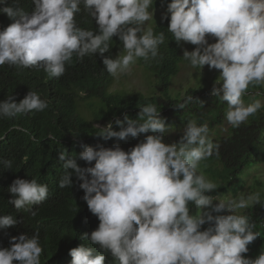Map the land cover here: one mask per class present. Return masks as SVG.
Masks as SVG:
<instances>
[{
  "label": "clouds",
  "instance_id": "clouds-1",
  "mask_svg": "<svg viewBox=\"0 0 264 264\" xmlns=\"http://www.w3.org/2000/svg\"><path fill=\"white\" fill-rule=\"evenodd\" d=\"M33 3L34 10L28 12L0 0L5 5L0 12L13 20L0 30V66L42 68L50 78H59L74 55L83 59L99 53L106 71L119 77L138 58L155 60L165 41L163 32L145 29V22L153 19L150 9L155 0ZM81 5L98 26L96 31L77 26L75 15L81 12ZM169 14L168 31L175 41L195 45L192 51L184 49L183 59L193 68L207 65L221 70L219 86L214 84L210 94L227 103L226 121L238 128L264 107L259 100L246 104L243 99L250 85H264V0H171L162 20ZM114 36L123 43L126 54L106 57ZM209 37L216 42L209 43ZM192 100L188 96L185 102ZM47 107L48 101L29 91L18 103L12 96L0 102V118L12 119ZM117 123L119 131H112L109 123L97 135L105 140H126L152 134L129 151L119 145L85 146L80 159L88 165L95 162L94 166L81 167L67 152L59 155L65 169L59 187L71 188L75 174L82 181V199L100 222L83 225L65 264H264V251L255 259L242 255L260 233L253 230L255 224L244 212L238 214V210L261 204L260 193L238 200L208 195L218 186L197 171L200 165L210 177L204 160L219 155V144L209 137L207 123L188 121L179 142L173 144L163 142L168 128L155 104L140 106L138 119L126 116ZM3 164L12 168L11 160ZM8 191L17 218L0 216V228L16 233L11 247L0 241V264H41L43 245L38 231L49 224V188L35 178H17ZM190 204L200 214H191ZM205 224L209 226L201 230Z\"/></svg>",
  "mask_w": 264,
  "mask_h": 264
},
{
  "label": "trees",
  "instance_id": "trees-1",
  "mask_svg": "<svg viewBox=\"0 0 264 264\" xmlns=\"http://www.w3.org/2000/svg\"><path fill=\"white\" fill-rule=\"evenodd\" d=\"M7 4L18 5L28 12L35 8L33 0H7ZM4 6L0 4V8ZM80 7L81 12L75 15L77 26L96 31L98 26L95 21L83 10V5ZM169 20L170 14L168 19L161 18L151 27L154 34H165L158 57L151 62L137 59V64L154 79L151 91L147 94L136 92L127 95L121 91H109L112 76L104 68L103 57L99 53L83 59L74 55L72 62L66 64L65 73L59 78H50L42 68L18 70L7 64L0 66V102L12 96L18 103L29 91H36L42 99L48 101L44 111L18 115L12 119L0 118V216L11 215L17 218L15 206L9 203L13 196L8 191L15 179L35 178L49 188V205L46 210L49 224L38 231L43 245L41 264H65V256L76 245L83 225L97 226L100 223L82 199L84 191L79 187L82 181L75 174L71 177V188L59 187V180L65 173L63 162L59 161L61 152H67L69 159H75L81 167H87L94 166L95 162L88 165L80 159L85 146L114 148L119 145L122 150L129 151L152 133L140 134L136 138L128 137L126 140H105L97 134L103 132L109 123L112 124V131H119L120 124L117 121L124 122L126 116L138 119L140 106L148 104L157 106L167 126L180 129L194 119L198 125L207 123L210 133L226 120L227 103L212 96L211 90L192 88L182 97L171 96L169 83L180 65H191L183 59L182 42L178 44L168 31ZM11 23L13 20L0 12V30ZM194 48L195 45L188 43L186 49L190 51ZM123 52V43L114 36L110 50L104 56L113 58L114 54ZM254 90L261 92V85H250L247 93ZM188 96H193V100L186 103ZM243 99H247V96ZM181 104L184 107H180ZM84 108L89 118L82 115ZM95 123L101 124V127H95ZM182 135L175 137V143L179 142ZM213 143L219 144V155L214 154L204 160L207 165L205 173L210 175L209 178L218 187L207 194L215 197L226 193L235 195L244 185L242 174L258 162L260 154L264 155V107L238 128L230 126ZM5 160L12 161V168L4 166ZM259 188L256 182L250 190L260 191L262 203L243 210L244 215L254 224L264 221V196ZM218 201L214 198V202ZM189 208L191 214H200L194 205L190 204ZM208 226L203 225L201 230ZM254 231L259 232L260 236L248 245L249 251L242 254L252 259L264 251V229ZM14 233L16 231L11 228H0V241L6 243V248L11 247ZM49 239L52 245L47 251ZM13 264L18 262L14 261Z\"/></svg>",
  "mask_w": 264,
  "mask_h": 264
},
{
  "label": "rangeland",
  "instance_id": "rangeland-1",
  "mask_svg": "<svg viewBox=\"0 0 264 264\" xmlns=\"http://www.w3.org/2000/svg\"><path fill=\"white\" fill-rule=\"evenodd\" d=\"M161 4L158 5V3ZM171 0H155L150 11L153 12V19L145 22V29L151 28L155 25L156 21H159L162 16L166 13L167 4L170 3ZM215 38L209 37V43H214ZM182 48H188V43L182 42ZM194 49H190L192 51ZM123 53L114 54L113 58H116L117 55H123ZM221 70L210 69L209 66L205 65L203 69L193 68L186 64H181L175 77H173L172 81L169 83V92L173 97H182L185 92L189 89L196 88V90H212L214 84H216ZM111 84L109 85V91H121L124 94L131 93H143L147 94L151 91V88L154 84L153 77L146 72L142 67L137 64V61L134 65L131 66V69L126 74H121L119 77H113ZM218 87L219 85L216 84ZM262 91L258 96L248 97L244 99L246 104H251L256 100L261 101L264 104V85H261ZM82 115L86 118H89L88 111L84 108L82 111ZM101 125V124H100ZM99 124L95 123L94 126L100 128ZM226 120H224L223 125L216 127L211 133H209L210 138H217L219 135L225 133V131L230 127ZM168 130L164 133L163 142L166 144H173L175 141V137L177 135L183 134L184 128H176L167 126ZM198 173L203 174L208 180L211 181L209 176L203 173L202 167L199 165L197 169ZM242 179L244 181L243 187L235 194L231 195L230 193H226L224 196L226 199H240L241 197H247L249 194H254L260 191L250 190V187L254 185V183L258 182L260 185V190L262 195L264 196V155L260 154L258 162L249 170L245 171L242 175ZM243 210H238V214L242 213Z\"/></svg>",
  "mask_w": 264,
  "mask_h": 264
},
{
  "label": "built area",
  "instance_id": "built-area-1",
  "mask_svg": "<svg viewBox=\"0 0 264 264\" xmlns=\"http://www.w3.org/2000/svg\"><path fill=\"white\" fill-rule=\"evenodd\" d=\"M258 95H259V92H252V93H247L246 96L255 97V96H258ZM261 228L264 229V221L263 222H258L257 224H255V228L253 230L261 229Z\"/></svg>",
  "mask_w": 264,
  "mask_h": 264
}]
</instances>
